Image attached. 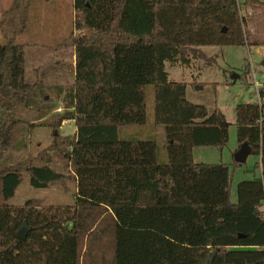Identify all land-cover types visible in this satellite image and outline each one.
I'll return each instance as SVG.
<instances>
[{
	"label": "trees",
	"instance_id": "1",
	"mask_svg": "<svg viewBox=\"0 0 264 264\" xmlns=\"http://www.w3.org/2000/svg\"><path fill=\"white\" fill-rule=\"evenodd\" d=\"M73 0V80L53 126L73 120L71 135L52 133L35 156L11 161L32 123L17 116L46 94L37 76L24 81V45L14 34L0 44V264H264V129L259 102L235 108L238 148L247 143L260 175L237 183L226 163L196 162L199 146L223 148L225 115L186 98L187 83L168 78L165 62L213 63L203 46L259 45L247 26L264 0ZM153 89V124L162 127L167 162L153 138L122 140V125L146 119ZM201 88L200 83H191ZM264 108V86L258 89ZM44 107V112L48 110ZM49 154L63 170L47 164ZM44 159L41 164L35 160ZM245 163V162H244ZM233 160V166H240ZM46 188L74 182L70 205L6 202L20 182ZM24 227V235L16 232Z\"/></svg>",
	"mask_w": 264,
	"mask_h": 264
},
{
	"label": "rangeland",
	"instance_id": "2",
	"mask_svg": "<svg viewBox=\"0 0 264 264\" xmlns=\"http://www.w3.org/2000/svg\"><path fill=\"white\" fill-rule=\"evenodd\" d=\"M42 13L35 6L28 5V0H11L7 6H0V44L6 38L16 35V42L24 44V81L31 83L37 76L47 85L43 99L38 100L31 108H17V116L30 124L26 132L25 147L10 151L11 161L35 154L47 146L52 133L71 135L74 132L73 120L66 119L61 125L53 126V122L64 111L63 99L73 80V51L67 39L72 29L71 0H40ZM240 16L251 15L253 10H246L244 0H237ZM8 7V8H7ZM5 10L8 15L4 16ZM253 22L247 30L253 36L264 39V10L254 13ZM39 22V24L36 23ZM208 56H216L213 63L202 59H192L190 64L182 66L165 62L168 78L187 83V99L193 103L204 105L209 112L218 107L225 115L228 128V142L223 148L199 146L194 149V159L205 163H226L232 172L230 200L237 201L236 187L241 180H248L258 175L254 164L255 155H248L245 163L233 166L234 153L238 149L235 126V108L239 103L258 101V89L264 86V52L259 45L203 46ZM32 54V55H31ZM191 83L202 84L201 88H193ZM146 119L141 125H122L117 129V137L122 140L153 138L158 146V160L167 162L164 131L153 124V89L146 86L145 91ZM48 110L44 112V107ZM58 114V115H57ZM44 159H36L41 164ZM58 171L63 168L62 160L49 154L47 162ZM21 179L14 194L6 200L8 204L20 205L25 199L37 200L40 206L70 205L73 200L74 182L65 180L46 188L30 185L28 174L23 167L19 169Z\"/></svg>",
	"mask_w": 264,
	"mask_h": 264
},
{
	"label": "crops",
	"instance_id": "3",
	"mask_svg": "<svg viewBox=\"0 0 264 264\" xmlns=\"http://www.w3.org/2000/svg\"><path fill=\"white\" fill-rule=\"evenodd\" d=\"M13 1V0H12ZM9 2H11V0H0V6L2 7V6H7V4H9ZM71 2H72V4H73V0H71ZM28 5H30L31 7L32 6H35L36 8H38L39 10H37V12H36V14L37 13H39V14H43L42 13V1H40V0H28V3H27ZM8 8V7H7ZM73 10V9H72ZM4 16H7L8 15V11L7 10H5V12H4V14H3ZM71 19L73 20V12H71ZM36 23L37 24H39V22H37L36 21ZM1 24V23H0ZM16 38V35L14 34V39ZM15 41H16V39H15ZM21 44H23V43H21ZM24 45V44H23ZM72 47V46H71ZM72 51H73V49H72ZM263 52H264V50H263ZM73 53V52H72ZM264 54V53H263ZM32 55V54H31ZM72 59H73V55H72ZM187 89H186V98H188L187 97ZM190 101V100H189ZM196 147H194L193 148V150H192V155H193V159H194V149H195ZM237 150V149H236ZM236 152V151H235ZM258 158V157H257ZM259 159V158H258ZM257 159V160H258ZM194 161H196V162H199L198 160H196V159H194ZM257 171H258V175L257 176H259L260 175V170H258L257 169Z\"/></svg>",
	"mask_w": 264,
	"mask_h": 264
},
{
	"label": "water",
	"instance_id": "4",
	"mask_svg": "<svg viewBox=\"0 0 264 264\" xmlns=\"http://www.w3.org/2000/svg\"><path fill=\"white\" fill-rule=\"evenodd\" d=\"M264 64V62H263ZM249 155V147L247 143H241L239 148L234 153V160L238 163H244L246 161L247 156ZM24 227H21L17 232V236L22 238L24 235Z\"/></svg>",
	"mask_w": 264,
	"mask_h": 264
},
{
	"label": "built area",
	"instance_id": "5",
	"mask_svg": "<svg viewBox=\"0 0 264 264\" xmlns=\"http://www.w3.org/2000/svg\"><path fill=\"white\" fill-rule=\"evenodd\" d=\"M258 102L260 105V114L258 117V124H259V128L260 130L264 129V108L261 107V102L259 100L258 97ZM259 213L264 217V202L262 203V205L259 207Z\"/></svg>",
	"mask_w": 264,
	"mask_h": 264
}]
</instances>
